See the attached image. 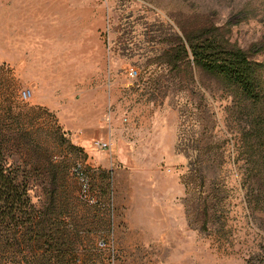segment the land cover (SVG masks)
<instances>
[{"label": "rangeland", "instance_id": "rangeland-1", "mask_svg": "<svg viewBox=\"0 0 264 264\" xmlns=\"http://www.w3.org/2000/svg\"><path fill=\"white\" fill-rule=\"evenodd\" d=\"M208 42L259 99L196 60ZM15 85L6 156L60 250L24 264H264V0H0L1 118Z\"/></svg>", "mask_w": 264, "mask_h": 264}, {"label": "trees", "instance_id": "trees-1", "mask_svg": "<svg viewBox=\"0 0 264 264\" xmlns=\"http://www.w3.org/2000/svg\"><path fill=\"white\" fill-rule=\"evenodd\" d=\"M208 43L201 46L191 43L196 60L209 71L216 69L221 73H229V78L241 86L252 99H259L257 96L260 92L256 94V81L247 58L243 55L240 58L226 57V54L218 50L216 43ZM12 94L14 111L11 108L4 113V117H0V264H24L25 259L34 261L40 256L50 259L54 253L60 251L52 252L54 245H58L57 240L48 235L53 233L51 224L54 221L51 222L49 213L38 208L33 201L28 172L6 156L8 147L16 146L21 149L23 143L27 142V135L22 127L25 123L20 119L24 115L20 112L25 107L24 99L21 94L18 95L16 85ZM1 111L5 109L1 108ZM7 114L11 121H7ZM37 160L41 158L38 157ZM52 196L58 195L54 192ZM50 239H53L54 245L46 248Z\"/></svg>", "mask_w": 264, "mask_h": 264}, {"label": "built area", "instance_id": "built-area-1", "mask_svg": "<svg viewBox=\"0 0 264 264\" xmlns=\"http://www.w3.org/2000/svg\"><path fill=\"white\" fill-rule=\"evenodd\" d=\"M129 74L132 78H137L139 76V71L137 69H131ZM32 96L33 92L30 88H26L22 91V98L24 100H29ZM93 145L100 150H107L111 147L109 141L100 138L94 139ZM72 174L75 175L80 184L82 196L88 198L91 190V180L86 165L83 162H77L72 167ZM89 199L91 200V198ZM91 201H93V199Z\"/></svg>", "mask_w": 264, "mask_h": 264}]
</instances>
